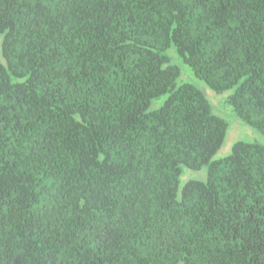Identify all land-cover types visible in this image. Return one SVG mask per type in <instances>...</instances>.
<instances>
[{"label":"trees","instance_id":"obj_1","mask_svg":"<svg viewBox=\"0 0 264 264\" xmlns=\"http://www.w3.org/2000/svg\"><path fill=\"white\" fill-rule=\"evenodd\" d=\"M170 47L264 133V0H0V264H264V145Z\"/></svg>","mask_w":264,"mask_h":264},{"label":"rangeland","instance_id":"obj_2","mask_svg":"<svg viewBox=\"0 0 264 264\" xmlns=\"http://www.w3.org/2000/svg\"><path fill=\"white\" fill-rule=\"evenodd\" d=\"M166 53L171 56V62L176 64L180 69V75L176 81V85L181 83H189L201 89L212 104V112L224 118L228 123L224 140L214 155V159L228 155L231 152L232 145L236 141L255 142L264 145V133L259 132L258 130L239 120L232 110L231 105H229V103L226 101L232 90H228L223 93H215L204 83L203 80L197 78L193 74L191 68L186 63H184L182 58L175 52L173 47L167 49ZM0 61H3L1 50ZM206 176V167H202L200 169H191L186 166H182L179 177V187H181L188 180L204 181Z\"/></svg>","mask_w":264,"mask_h":264}]
</instances>
